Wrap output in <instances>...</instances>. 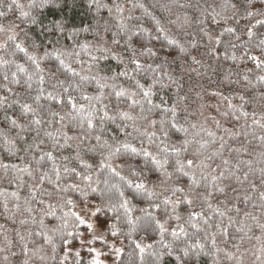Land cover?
<instances>
[{
  "label": "snow or ice",
  "instance_id": "6c2138e0",
  "mask_svg": "<svg viewBox=\"0 0 264 264\" xmlns=\"http://www.w3.org/2000/svg\"><path fill=\"white\" fill-rule=\"evenodd\" d=\"M131 2V9L119 0L108 7L114 26L97 21L68 33L64 21L53 20L38 41L32 26L42 24L40 11L59 7L58 0H0V180L27 189L23 198L4 190L0 197L24 229L16 231L21 264H106L107 254L94 245L119 258L123 250L109 245V236L124 234V225L131 237L141 222L159 234L161 245L155 250L137 242L141 264L147 257L159 264L180 243L184 257L193 250L197 257L207 254L210 245L214 264H222L221 254L225 262L245 264L241 249L252 241L256 261L264 264V106L250 112L244 94L217 88L197 92L193 109L183 83L184 73L199 75L223 57L251 62L248 72L258 71L255 79L264 84V7L256 0H169L161 5L168 17L158 18L139 0ZM91 4L98 12L107 7L101 0ZM135 9L150 18L151 28L132 15ZM90 29L91 42L77 39ZM241 79L252 84L247 73ZM224 80L241 83L230 70ZM250 202L259 215L248 210ZM198 233L207 244L201 238L186 243ZM4 240L0 252L13 247ZM77 240L86 260L74 247Z\"/></svg>",
  "mask_w": 264,
  "mask_h": 264
},
{
  "label": "trees",
  "instance_id": "16d2710c",
  "mask_svg": "<svg viewBox=\"0 0 264 264\" xmlns=\"http://www.w3.org/2000/svg\"><path fill=\"white\" fill-rule=\"evenodd\" d=\"M7 0H5V3ZM22 3L27 4V0H21ZM117 0H101L103 5H107V7H103L97 11L95 5L91 4V0H58L59 7L49 6L42 11H40V15L38 19L42 21V24H37L32 26V30L30 35L33 36L35 39L43 40L44 37L41 35V28L43 25L51 26V21L53 20H62L66 24V28L68 29V33H71L73 29L80 30L82 28H86L89 25H92L93 28L96 26L97 21L100 23L109 22L110 26H114L116 21L113 18L115 13L110 16L108 13V7H112ZM120 3L124 5L126 9H131L132 2L131 0H119ZM139 2L144 3L146 6L150 8L154 15L158 18H166L168 17L169 13L165 11L161 5L167 4L169 0H139ZM257 8L264 7L261 4V0H256ZM91 5V6H90ZM153 5L155 7H153ZM173 11H178L177 9H173ZM127 15V12L125 13ZM18 13L14 12L10 14V18L13 16H17ZM132 15L140 17L139 23L144 24L146 27L151 28L152 22L150 18L145 17L142 10L135 9L132 12ZM172 18H175L174 16ZM138 21H131V23H137ZM248 21L242 20L240 22V27H244ZM21 27H27V25H21ZM264 31V29H261ZM94 37V32L90 29L88 32L80 31L77 39L81 42H91ZM66 43H71V41H65ZM160 45L157 43V48L159 49ZM164 53L165 50H161ZM167 53H171V56H178V52L174 51L172 48L166 50ZM259 54V53H257ZM169 56V60L171 59ZM86 58V57H85ZM105 64L108 61L104 62ZM212 67H206L204 69H199L200 74L197 75L195 72H186L183 74V83L185 85V92H189L190 98L193 101V109L197 107L198 98L196 96L197 92H202L203 89H207L209 91L216 90L217 88L224 92L227 95L233 96L238 94H244L246 100H248V104L246 105L247 109L251 112L253 109L257 111L259 114L260 109L264 106V101H261L260 97L261 94L264 93V84L257 83L255 77L258 75V71L248 72V69H253L254 66L251 62H247L245 64H240L239 62L233 63L231 60H224L223 57L221 58L220 62L217 63L215 61L210 62ZM111 65L113 71L116 70V61H111ZM175 67V65L173 66ZM230 70L232 72V80H241L239 84H229L227 81L224 80L225 72ZM247 73L250 78L252 79V84L245 86V82L242 81L241 77L243 74ZM94 89V86L90 87V91ZM191 90V91H189ZM205 101L207 103L216 104V98H211L205 96ZM238 102V101H236ZM243 124V120L240 121ZM258 141H253V147L258 145ZM12 162H18L13 160ZM258 175V174H257ZM0 190H4L7 193H11L13 191H19L21 197L27 194V189L21 188L17 189L16 183L9 184L8 179L5 178L0 180ZM92 202H96V196L92 195ZM5 197H0V247H5V236L8 237L9 240L12 241L13 247L10 249H6L4 252H0V264H21L23 260V256L21 254V244L19 241V237L16 235V231L19 230L23 233L24 229L19 224V214L16 217H12L11 211L5 212L3 208V201ZM9 202V209L12 208L13 199L9 195L7 197ZM138 206L143 207L145 203L137 201ZM243 207V205H241ZM248 210L254 211L255 214L259 215V209H252L251 202L248 204ZM112 213H108L109 222H111ZM140 215V213H137ZM105 217L103 214L101 215V220ZM15 220V223L13 222ZM171 226L175 227V222H171ZM29 227L35 228L34 225ZM145 225L141 222V226L137 228V230L132 234L131 237H128L126 233L129 231L127 226L122 225L123 233L117 238H113L109 236V245L115 244L116 247L122 248L123 254L117 258L115 253L111 250L108 246H103L99 242H97L94 246L97 249H101L107 255L104 257L106 264H141L139 249L136 247L137 242H141L143 244L152 243L154 245L155 250H160L161 245L158 243L159 241V234L157 232L152 231L151 228H147L145 231ZM188 229L189 233L194 232L195 230L192 229L190 226L185 225ZM79 231L86 232L85 226H81ZM231 232L234 233V228L230 229ZM256 235H259V230H255ZM203 233H198L196 236H191L188 238L186 243H194L197 238H201L202 240ZM36 243H40L39 237H33ZM171 240V236H167V239ZM204 243H208L203 241ZM258 247L255 241L252 242H245L242 251H246L245 254V264H259V261H256L253 252L255 251V247ZM31 246V245H30ZM74 247L82 252L85 260L88 258L87 251L85 249H80L79 240L74 242ZM184 247V243H180L176 251L173 252L171 256L164 255L162 260L159 264H181V261L176 259L177 255L182 257L183 264H214V260L217 258L215 255V251L211 249L210 245L205 248V252L207 254H201L198 257L195 255V250H193L189 256L184 257L183 253L179 251V248ZM224 247V245H221ZM228 249H231V243L227 246ZM234 251V249H231ZM12 252H15L16 255L13 256ZM259 253H257L258 255ZM8 256V260L5 261L3 259L4 256ZM154 259L152 257H147L145 264H148V261ZM220 260L222 264H232V262H225L223 261V255L221 254ZM37 264L39 262L37 261ZM49 264L51 262L49 261Z\"/></svg>",
  "mask_w": 264,
  "mask_h": 264
}]
</instances>
